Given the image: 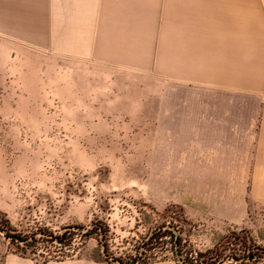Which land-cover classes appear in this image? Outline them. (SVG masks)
Here are the masks:
<instances>
[{
  "label": "rangeland",
  "instance_id": "374dc122",
  "mask_svg": "<svg viewBox=\"0 0 264 264\" xmlns=\"http://www.w3.org/2000/svg\"><path fill=\"white\" fill-rule=\"evenodd\" d=\"M186 1L0 0V264H264V0H221L212 76L170 78L215 32L187 28ZM180 84L235 90L220 100L253 127L254 169L157 209L135 156L156 92Z\"/></svg>",
  "mask_w": 264,
  "mask_h": 264
},
{
  "label": "crops",
  "instance_id": "0c3cea01",
  "mask_svg": "<svg viewBox=\"0 0 264 264\" xmlns=\"http://www.w3.org/2000/svg\"><path fill=\"white\" fill-rule=\"evenodd\" d=\"M221 5V0L183 3L191 18L186 22L188 29L213 27L215 32L212 38L210 35L206 38V34L198 36V48L196 52H190V73L186 74L185 65H182L181 73L166 72V77L181 79L209 75L205 65L206 47L213 46V52L221 51ZM206 8H210L209 13ZM0 16L5 23L11 20L4 12H0ZM1 26L6 28L7 25ZM200 38L203 39L201 42ZM216 45L218 48L214 49ZM194 61L198 62L197 68ZM217 67L219 74L214 73V76H220L223 70L222 66ZM224 88L212 87L206 91L205 86L180 84L165 86L156 92L161 96L150 103L148 146L141 143L142 151L139 157L135 156V169H148L149 202L155 208L172 203L183 207L198 206L202 197H213L214 189H221V183L226 184L227 190L230 188V169H254L253 127L239 133L236 112L234 117L232 112L236 111V102L220 100L222 93L232 94L235 90L231 86ZM207 92L219 93V100L211 95L206 98ZM187 93L195 96L186 100L184 95ZM261 134L264 142V129ZM141 142H147L146 138ZM146 148L148 155L143 154ZM257 171L264 175V169Z\"/></svg>",
  "mask_w": 264,
  "mask_h": 264
},
{
  "label": "trees",
  "instance_id": "16d2710c",
  "mask_svg": "<svg viewBox=\"0 0 264 264\" xmlns=\"http://www.w3.org/2000/svg\"><path fill=\"white\" fill-rule=\"evenodd\" d=\"M5 236H7V237H11L12 238V240H23L21 237H19V236H16V235H9L8 233H5ZM64 239V235H61V237H57V240L58 241H61L62 242V240ZM174 243L175 244H178L179 243V239L176 237L175 238V240H174ZM105 252H106V249L104 250ZM252 256V254L251 253H249V257H251ZM115 259H111V261H114ZM117 261V264H123L122 263V261H120V260H116ZM176 264H181V262L177 259V262H176ZM208 264H214V260L213 261H211L210 263H208Z\"/></svg>",
  "mask_w": 264,
  "mask_h": 264
}]
</instances>
